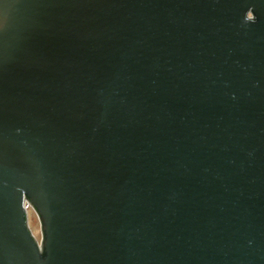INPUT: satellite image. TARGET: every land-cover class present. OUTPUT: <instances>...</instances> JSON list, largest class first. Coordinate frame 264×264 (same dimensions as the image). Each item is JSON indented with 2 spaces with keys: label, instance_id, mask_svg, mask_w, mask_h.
<instances>
[{
  "label": "water",
  "instance_id": "water-1",
  "mask_svg": "<svg viewBox=\"0 0 264 264\" xmlns=\"http://www.w3.org/2000/svg\"><path fill=\"white\" fill-rule=\"evenodd\" d=\"M0 264H264V0H0Z\"/></svg>",
  "mask_w": 264,
  "mask_h": 264
},
{
  "label": "rangeland",
  "instance_id": "rangeland-1",
  "mask_svg": "<svg viewBox=\"0 0 264 264\" xmlns=\"http://www.w3.org/2000/svg\"><path fill=\"white\" fill-rule=\"evenodd\" d=\"M28 222L33 234L39 239L40 238V231L41 225L36 213L33 210H30L28 213Z\"/></svg>",
  "mask_w": 264,
  "mask_h": 264
},
{
  "label": "built area",
  "instance_id": "built-area-1",
  "mask_svg": "<svg viewBox=\"0 0 264 264\" xmlns=\"http://www.w3.org/2000/svg\"><path fill=\"white\" fill-rule=\"evenodd\" d=\"M30 210H33L32 209V207H28L27 208V211H28V213H29V211ZM34 211V210H33ZM35 212V211H34ZM37 215V214H36ZM38 217V216H37ZM29 223V222H28ZM30 227V226H29ZM30 230H31V228H30ZM32 232V231H31ZM32 234H33V232H32ZM33 236L35 237V239H36V241H37V243H38V246H39V248L40 249H42V241H43V237H42V232L40 231V238L38 239L34 234H33Z\"/></svg>",
  "mask_w": 264,
  "mask_h": 264
}]
</instances>
